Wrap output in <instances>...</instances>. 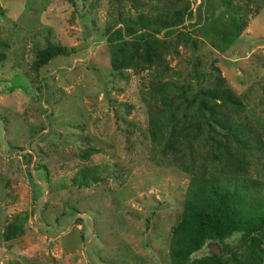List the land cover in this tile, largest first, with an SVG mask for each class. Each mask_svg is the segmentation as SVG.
I'll return each mask as SVG.
<instances>
[{"label":"rangeland","instance_id":"rangeland-1","mask_svg":"<svg viewBox=\"0 0 264 264\" xmlns=\"http://www.w3.org/2000/svg\"><path fill=\"white\" fill-rule=\"evenodd\" d=\"M119 1L0 0V264H172L170 236L190 180L213 169L211 141L204 133L190 148L180 143L183 107L151 116L153 81H166L170 96L190 95L210 86L217 68L242 100L235 117L257 148V168L251 164L248 173L264 177V0L228 49L194 32L221 11L219 0H121V11L132 15L134 5L150 13L192 9L177 29L198 47L179 42L164 56L162 73L155 64L111 67L105 31ZM48 41L73 52L35 71V53ZM171 110L174 132L165 125ZM88 166L98 167L100 180L74 183ZM239 239L235 232L206 241L191 259Z\"/></svg>","mask_w":264,"mask_h":264},{"label":"trees","instance_id":"trees-1","mask_svg":"<svg viewBox=\"0 0 264 264\" xmlns=\"http://www.w3.org/2000/svg\"><path fill=\"white\" fill-rule=\"evenodd\" d=\"M219 2L221 11L215 16H208L204 24L195 27L194 32L213 48L228 49L246 27L249 15L257 14L259 6L257 0ZM122 5L121 0L115 4V21L105 31L106 39L112 46L110 63L114 70L121 72L130 67L144 69L155 64L160 69L159 73H162L164 56L175 51L179 42L198 47L191 33L177 29L186 17L190 18L194 14L187 5L182 9L156 13L141 11L139 5H134L133 15L121 11ZM162 31L168 38L158 36ZM172 37H175V41H172ZM72 52L73 48L48 41L36 51L31 67L38 71L51 59ZM4 57V52L0 50V61ZM215 70L217 76L213 83L190 95H186L184 90L168 95L167 82L162 80L149 83L146 92L153 101L147 104L151 116L164 113L171 106L177 109L183 107L177 130L181 144L190 148L192 141L204 133L211 141L206 157L213 169L206 175L200 174L190 180L180 220L170 236L171 263L264 264V177L258 179L248 173L251 164L257 168V164H253L257 161L252 159L257 148L251 143L253 140L247 135L243 124L235 117L241 111L242 100L227 86L219 70ZM175 98L178 101L173 103ZM157 104L158 111L155 110ZM187 113L189 117H186ZM172 114L171 110L165 125L174 124V132L176 123ZM152 121V134L157 137L160 135L158 122L155 119ZM232 144L233 151L230 150ZM88 150L96 151L95 147ZM247 156H251V161L246 159ZM261 169L264 172V164ZM89 179L100 180L97 166L80 168L73 182L83 186L89 184ZM235 232L240 233L236 245L222 243L221 252L191 259V255L206 241L222 242Z\"/></svg>","mask_w":264,"mask_h":264}]
</instances>
